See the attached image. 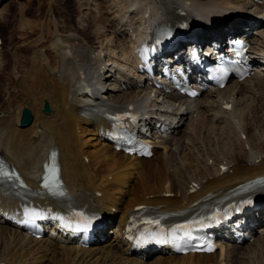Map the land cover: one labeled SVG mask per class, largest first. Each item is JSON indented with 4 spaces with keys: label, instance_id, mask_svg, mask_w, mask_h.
<instances>
[{
    "label": "bare ground",
    "instance_id": "bare-ground-1",
    "mask_svg": "<svg viewBox=\"0 0 264 264\" xmlns=\"http://www.w3.org/2000/svg\"><path fill=\"white\" fill-rule=\"evenodd\" d=\"M91 1L95 7H85L92 10L86 34L88 39L94 38L93 43H85L87 38L82 39L79 32L55 31L44 46L43 27L20 44L31 47L21 63L7 66L0 61V72L7 70L0 93V264H264V245L261 257L256 256L264 236V231L257 235L258 225L249 229L255 235L252 242H228L213 252L179 254L165 246L157 251L137 250L125 236V225L137 204L144 203L163 213L187 211L182 219L201 221L224 204L199 209L200 205L264 173V129L261 133L258 130L264 120V71L241 81H229L223 88L205 90L195 98L186 99L176 91L153 96L148 86L137 85L138 78H145L135 54L140 32L147 29L150 20H154L153 26H159L172 24L169 21L177 16L201 23L202 28L207 27L218 37L226 36L237 31L241 22L255 25L263 20L257 17H264V0ZM145 10L151 11L150 17L143 16ZM261 27L264 24L255 32L264 31L259 30ZM249 39L256 56L264 48V40L258 34H251ZM106 40L115 42L121 54L114 52L116 55L107 58ZM237 87V93L243 95L241 100L251 97V102L245 110L240 109L235 120L224 103L231 101ZM46 101L51 106L47 111L43 109ZM24 106L31 108L33 118L21 126ZM125 107H134L140 117L138 124L152 130L158 120L166 119L165 115L176 120L168 136L157 135L159 142L152 155H158L156 161L152 156L117 149L107 140L109 119L115 116L110 111ZM203 112H209L211 122L205 129L195 130L188 155L199 168L193 169L182 158L188 148L187 131L196 129L193 117ZM222 117L223 126L216 123ZM213 132L234 141L219 153L222 146L218 144L211 154L214 157L210 156L216 163L213 160L208 165L204 141L199 136L203 134L205 141L212 144ZM52 150L59 160L49 156ZM224 165L228 166L225 171ZM12 168L35 188L17 185ZM42 169L46 182L40 188ZM60 173L65 190L57 184ZM231 195H235L234 189ZM22 196L69 207L81 215L97 210L104 223L98 229L100 236L90 245H81L77 237L58 229L53 222L46 225L44 236L30 234L5 215L6 210L16 208ZM257 211L263 210H254L249 221H260ZM177 229L172 227L171 231Z\"/></svg>",
    "mask_w": 264,
    "mask_h": 264
},
{
    "label": "rangeland",
    "instance_id": "rangeland-1",
    "mask_svg": "<svg viewBox=\"0 0 264 264\" xmlns=\"http://www.w3.org/2000/svg\"><path fill=\"white\" fill-rule=\"evenodd\" d=\"M88 1H89V3H88ZM100 1L102 2V0H100ZM79 2H81L80 4L84 5L83 9H81ZM83 3H85V4H83ZM92 4H93V2L91 0H81V1L80 0H1L0 1V11H2V12H0V15H1L0 16V36L2 38V42L0 43V48H1L0 51H2V52L0 53V55L2 54L1 55L2 57H0V58H2V59H0V61L7 63V66H10L13 62L21 63L24 60V57L26 56V54L29 53L31 47L29 46V44H26V45L25 44L20 45V44L24 41H27L28 38L35 36L37 31H39L43 27L45 28L44 29L45 30V42L42 43V45H44V46L48 45L49 39L51 38V36L53 35V33L55 31H58V32L60 31V33L62 31V34L63 33L64 34H70V33L79 32L77 34L81 35L83 37L82 39H84V38L86 39L88 37V35L86 33L89 32L88 31L89 19H90V15L92 14L91 13L92 10L90 12V10L85 8V7L94 6V4L93 5ZM86 19H87V21H86ZM82 26H83V28H82ZM33 27H35L34 30H33ZM55 28H57V29H55ZM261 29H264V27L259 28V30H261ZM82 32H83V34H82ZM262 32L260 33L259 36L264 40V31H262ZM123 40L127 41L126 37H124ZM94 41H95L94 38L92 39V37H90V39L87 38L85 43L91 44ZM106 41H108V40H106ZM104 44H105V52H107V58L109 56H113L115 53L117 55L121 54V52H119L120 47L113 45V44H116L115 42L112 43L111 41H108V42H105ZM257 45L260 46L262 44L260 43ZM6 74H7V70L0 72V93L2 92L1 91V88H2L1 84H3L2 82H4V80L6 79V76H5ZM10 84H11V82L9 83V85ZM237 90H238V87L234 90V94L231 95V97H230L231 98L230 102H232L231 107L228 106V108H227V106L224 105V106H226L227 110L229 109L228 110L229 114H231V117L235 120L238 119L237 114H239V112L241 111L240 109L245 110L246 106L249 104V102H251V100H250L251 97H248L249 99H247L246 101L241 100L243 95H241L240 93H236ZM221 99L222 98L219 97V100H221ZM0 100H1V97H0ZM237 102H238V104H237ZM224 104H227V103H224ZM231 108H232V110H231ZM263 112H264V109H263ZM209 116H210L209 112H207V113L203 112L201 115H195V118L193 117V119H195V120H192V119L191 120L193 122L195 121L196 129L194 128L193 131H191L189 129L187 131L188 134L186 137L185 145L188 146V148H187L186 152L183 153L182 162L184 161L183 163H185L186 165L188 164L189 166H192L193 169L198 167L196 164L197 162L195 160L194 161L191 160V158L189 157L188 154H189V151L194 144V140H195V134L194 133H195V130H198L199 127H202L205 129V127L207 126V123L211 122V120L208 118ZM196 117H197V120H196ZM224 118L225 117H222V119H221L222 121L220 120V121H217L216 123L223 126V124H224L223 121L225 120ZM202 123H203V125H202ZM261 125H260V128L258 129L260 133L264 129V120L262 121ZM204 129L202 130L203 132H204ZM217 132H218V130H217ZM213 133H214V135L212 136V138H214V141H212L213 142L212 144L210 142H207V140L205 141L206 138L202 137L203 134H201V136H199L200 140L202 142L204 141L203 143H204L205 147L209 146V148L204 147L205 150L203 149L205 151L204 153L207 154V157H206V155L204 156L205 160L207 161V164L210 162V164H208V165H211V163L214 160V159L210 158V156L214 157L211 154L213 153L214 149H216V147L218 148L220 146V148H221V146H222L221 149H218V153H219V150L221 152H223L224 150L227 149L229 144L234 141V139L232 141H228L230 139L225 138V136L220 138L221 137L220 134L215 135V132H213ZM219 139H221V140H219ZM215 140H217V141H215ZM227 143H228V145H226ZM218 144H219V146H217ZM209 152H211V153H209ZM157 157H158V155L155 154L154 156H152V160L156 161ZM215 161L216 160H214V162H213L214 164L216 163ZM223 195L224 194H222L220 196H223ZM263 228H264V226H262V224L259 225L257 235L262 233ZM253 240H247V241L252 242ZM263 245H264V236H262L261 244L258 245V251L256 252L257 258L261 257ZM2 249H3V246L0 245V251Z\"/></svg>",
    "mask_w": 264,
    "mask_h": 264
},
{
    "label": "water",
    "instance_id": "water-1",
    "mask_svg": "<svg viewBox=\"0 0 264 264\" xmlns=\"http://www.w3.org/2000/svg\"><path fill=\"white\" fill-rule=\"evenodd\" d=\"M49 109H50V104L48 101H46L44 105V110L47 111ZM32 118H33V113H32L31 108H29L28 106H25L22 111L21 125L22 126L28 125L32 121Z\"/></svg>",
    "mask_w": 264,
    "mask_h": 264
},
{
    "label": "snow or ice",
    "instance_id": "snow-or-ice-1",
    "mask_svg": "<svg viewBox=\"0 0 264 264\" xmlns=\"http://www.w3.org/2000/svg\"><path fill=\"white\" fill-rule=\"evenodd\" d=\"M116 119H119V117H116ZM6 175V174H5Z\"/></svg>",
    "mask_w": 264,
    "mask_h": 264
}]
</instances>
